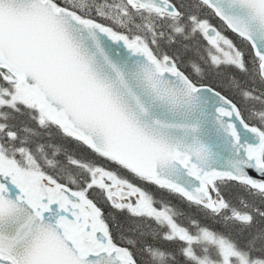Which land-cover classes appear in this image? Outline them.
<instances>
[{
    "label": "snow or ice",
    "instance_id": "1",
    "mask_svg": "<svg viewBox=\"0 0 264 264\" xmlns=\"http://www.w3.org/2000/svg\"><path fill=\"white\" fill-rule=\"evenodd\" d=\"M0 264H264V0H0Z\"/></svg>",
    "mask_w": 264,
    "mask_h": 264
}]
</instances>
